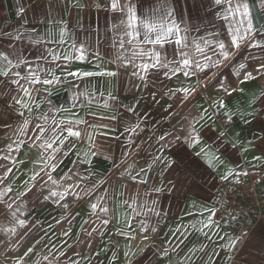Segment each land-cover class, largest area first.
Returning <instances> with one entry per match:
<instances>
[{
    "label": "crops",
    "instance_id": "obj_1",
    "mask_svg": "<svg viewBox=\"0 0 264 264\" xmlns=\"http://www.w3.org/2000/svg\"><path fill=\"white\" fill-rule=\"evenodd\" d=\"M109 2L0 0V32L13 35L22 32L38 42L25 40L15 45L27 65L22 64L13 71L26 73L27 67L31 66L44 70L38 72L41 80L51 78L47 75L51 71L64 81L52 85H28L21 80L20 84L31 91L30 100L19 86L11 83L16 79L14 76L10 74L0 79V157L11 155V160L0 159V166H3L0 167V175H4L8 167L13 169L7 180L0 184V190L5 187L13 189V193L5 198L9 200L15 193L31 188L22 198L24 214L17 212L18 219L26 220L24 228L12 219V210L5 203H0V264H18V261L20 264H50V261L52 264H264V222L256 224L242 241L238 240V228L234 224L216 226L212 223L219 184L226 180L225 176L227 179L234 176L228 175L229 171H256L263 179L264 192V74L257 71L264 63V48L242 46L234 63L225 62L218 69L210 68L190 78L181 73L167 79L151 71L145 87L144 82L132 74L139 71L138 68L133 65L123 67L114 62L118 54L123 52L125 57L130 58L131 52L119 47L123 29L116 26L125 19V14L112 11ZM247 2L251 7L254 28L257 29L256 39L264 43V35L260 34V30H264V7L261 0ZM124 3L138 4L140 14L144 15L150 13L156 0H121V4ZM168 3L176 10L174 18L181 25V35L187 29L193 60H202L203 57L194 51L192 42L202 46L205 41L213 45L224 42L226 47L231 43L229 21L223 19V4L216 5L214 0H168ZM21 8L23 13L19 11ZM61 28L67 29L64 43L55 42L59 39ZM12 44L15 42L4 36L0 39V50L12 51ZM74 45L84 48L83 60L75 58L79 53L72 51ZM131 47L125 45V49ZM158 50L171 57L175 52L174 40L167 43L166 49ZM53 52L59 59L52 58ZM205 52L213 55L211 49L206 48ZM65 54H71L73 58L65 61ZM138 63L139 60L135 61V64ZM239 63H244L246 68L239 69ZM105 70H118V75L82 76L85 72ZM69 71L79 72L81 77H66ZM246 71L252 72L254 78L244 80ZM73 83L80 87L74 88ZM180 87L196 90L187 99L183 98V93L171 97L165 95L169 89ZM225 87L231 90L230 95L223 90ZM79 91L94 93L93 102L89 104L84 97L74 101ZM109 93L117 99L109 100L105 109L103 101L108 99ZM20 98L32 108L31 113L16 104L15 99ZM221 100L224 107L220 108L217 104L213 108V102ZM130 107L135 109L134 113L127 111ZM204 109L208 110V114L196 125L201 142L191 147L184 146L200 165L195 175L198 187L189 191L193 180L191 173L183 169L173 173L164 169L163 165L153 163L155 139L164 134L172 141L173 147L165 148V156L171 160L169 152L177 150L174 138L187 136L192 119L199 117ZM21 112L23 115H20ZM42 114H48L50 118L55 116L57 120L78 118L86 121L75 126L83 129L81 138L68 137L57 154V168L51 175L58 181L59 187L53 186L50 181L45 183L49 169L41 172L35 182L30 179L34 172L40 170V156L47 155L39 147L43 138L35 139L38 132L35 126L45 125L43 120L37 119ZM113 115L118 119L108 118ZM25 120L29 121L27 135L18 136ZM133 122L141 124L138 134L120 130L122 126H134ZM221 133L224 135L221 136ZM64 136H67L66 132ZM18 139L24 143L17 151L9 153L8 146L15 148L13 141ZM130 140L135 143H130ZM92 142L95 147L91 150L98 155L87 157L92 161L91 165L80 163ZM233 143L236 147L232 146ZM217 145H220L218 150ZM201 147L214 151L223 163L212 159L211 152L208 157H196L195 153ZM129 151L132 155L125 157ZM208 160H211L212 166H209ZM133 162L135 170L142 167L146 170V175L142 173L141 178L147 183L134 182L126 173L121 177L123 169ZM74 173L85 177L81 187L85 183L88 186L97 184L90 198L76 199L69 194L59 204L54 202L55 198L44 200L49 189L63 191L76 183L79 178ZM89 173L93 175L89 176ZM69 175L72 179H67ZM181 181L182 184L178 183ZM154 186H162L166 190L156 194L152 192ZM173 186L179 190H167ZM105 188L109 191L103 206L110 211L107 214L98 210L94 212L91 204L100 203L97 198L104 195ZM71 191L79 189L72 188ZM133 198L137 200L138 207L147 201L155 212L143 207L139 208L143 214L135 215L125 203H130ZM153 200L155 205H152ZM20 203L17 200V204ZM65 203L68 208L62 207ZM156 212L159 215H155ZM209 217L211 224L204 227ZM103 219L110 222L103 225ZM126 221L131 223V228ZM249 222L246 220V224ZM142 224L148 231L143 230ZM8 227H16L17 234L3 231ZM152 228L156 231L152 232ZM233 240L238 241L234 249L230 247ZM29 248L33 251L25 257ZM61 252L64 255L53 260ZM45 255H49V261L43 259Z\"/></svg>",
    "mask_w": 264,
    "mask_h": 264
},
{
    "label": "snow or ice",
    "instance_id": "obj_2",
    "mask_svg": "<svg viewBox=\"0 0 264 264\" xmlns=\"http://www.w3.org/2000/svg\"><path fill=\"white\" fill-rule=\"evenodd\" d=\"M214 3L216 5L223 4L225 6L224 12H223V19L226 21H229L230 25V32H231V43L226 47L224 42H218L217 44L213 45L210 41H205L203 46L201 44L192 42L194 44V51L198 54H200L203 59H195L192 58V49L190 47V43L188 41L187 37V29L185 28L184 35H181V25L175 20L174 14H175V8L172 7L168 0H156V3L152 6L150 9L149 14L141 15L139 11V5H131L129 3L121 4V0H110L109 7L112 11H119L125 14V19H122L116 27L118 29L122 28V35L121 39L119 41V47L122 50L130 51L131 57H125L123 55V52L121 54H118L115 58V63L121 64L123 67H128L129 65H133L135 68H138L139 71H133L134 76H138V78L144 82V86L147 87V81L149 79V73L151 71L157 72L159 75H164L165 78L171 79L172 77L178 76L181 73L185 78H190L193 75H196L199 72H205L208 71L210 68H220L222 67L225 62L228 63H234L235 57L239 54V49L241 47H251V48H264V43H262L260 40L256 39L257 36V29L254 28L253 20H252V13H251V7L249 2L247 0H236V2H233V0H214ZM261 5L264 7V0H261ZM20 13L24 12V9L21 8ZM67 29L61 28L59 32V39L55 42L58 43H64V37ZM142 34V35H141ZM260 34L264 35V30H260ZM4 36H7L10 41H14L15 44L10 45L12 47V51H4L0 50V79L7 78L11 74L16 79H13L11 81L12 84L17 85L20 87L21 91L23 92L25 97H28L31 100V91L29 87H24L20 84V81H25L28 85H35L42 83L44 85H52V84H60L64 81L57 77L54 73L49 71L47 73L48 76L51 78H45L42 79L38 75V72L44 71L43 69H33L31 66H28L26 69V73H22L21 71H13L14 69H19L22 64L27 65V61L22 58V53H19L16 51L15 45L19 44L25 40H30L31 42H35L34 37H28L25 33L17 32L15 35L12 33H2L0 32V39H2ZM126 38V39H125ZM170 40H174L175 45V52L174 54L169 57L166 52L158 50V49H166L167 43ZM132 46L129 49H125V45ZM142 45H151L153 47H142ZM158 46V47H157ZM211 49L213 51V55H207L205 52V49ZM232 49H236L237 51H232ZM73 52L79 53L76 59L83 60L84 59V48L73 46L72 49ZM52 58L54 60L59 59V57H56L55 53L53 52ZM43 58V57H42ZM73 56L71 54H65L63 56V59L65 61H68L72 59ZM139 60L140 63L135 64V61ZM238 68L243 70L246 68V65L244 63H239ZM166 70V71H163ZM258 72L261 74H264V63L260 64V67L257 69ZM239 73H237L238 75ZM118 75L117 71H101V72H85L82 74L83 77H92V76H108V77H116ZM66 77H73V78H80L81 73L76 71H69L66 73ZM253 73L252 72H244V80L253 79ZM7 83V81H5ZM74 88H79L80 85L73 83ZM205 87L207 85L205 84ZM195 88H188V87H180L177 89H169L168 92L165 93V95L168 96H176L178 93H183V98L187 99L189 95H191L193 92H195ZM226 94H231V90L228 88L223 89ZM47 91V89H45ZM50 94V93H49ZM101 96L104 94L101 92ZM155 93H153V98H155ZM95 94L90 93L88 91H79L74 96V101L79 100L81 97H84L87 99V102L91 104L93 102ZM117 98L115 96H112L111 93L108 94V99H105L103 101V107L105 109L109 106V100L115 101ZM15 102L17 105L27 109L29 113H31L32 108L29 106L28 103H25V101L20 99H15ZM34 103V101H33ZM217 104L220 108L224 107L223 101H214L213 102V108L217 107ZM75 103L73 104V107H75ZM38 108L39 105H36ZM51 111V110H50ZM128 112H135L134 108H128ZM208 114V110L204 109L203 112L199 117H194L192 119V122L189 125V131L187 136L181 138L179 136L175 137L174 140L177 142L175 145L176 151L169 152V155L172 156L171 160L167 159V156H165V148L171 149L173 147L172 141H169L167 139V136L164 134L159 135L155 139V145H154V152L155 155L153 157V163H159L164 166V169L169 170L170 172H178L183 169L186 172L191 173L193 176V180L191 183V186L189 187V191H192L193 189L197 188L198 185L195 183V175H196V169L200 167L199 164H197L192 158L191 153L188 152L187 148H185V145H188L191 147L194 144H199L200 141V135L198 134L196 130V125L200 123ZM20 115H23L21 112ZM111 120H117L118 117L113 115L108 117ZM210 118V117H209ZM37 119L43 120L45 122V125L37 124L35 127L38 130L37 136L35 137L36 140H41V143L39 144V147L41 149H44V151L47 153V155H41L40 156V170L34 172V174L30 177V179L35 182L37 180V177L40 176L41 172H45L46 169H49L50 171L46 173L47 175V181L45 183L47 184L48 181L51 182L53 186L59 187L58 181L56 179H53L51 172H54L57 168V154L61 152L62 147L65 145L68 137L80 139L82 136L83 129H79L75 126L85 124L86 121L80 120V119H70V120H57L55 116L49 117L48 114H42L40 117H37ZM231 117H229V120ZM133 124H129L127 126H122L121 131L129 132V133H135L138 134L141 130V124L133 122ZM29 126V121L25 120L22 124V126L19 129L18 136H24L27 135V129ZM89 127H97L96 125H89ZM100 127L107 128L108 125H101ZM67 133V136H64V133ZM45 133H48L47 136H45ZM170 135V134H169ZM221 136L224 135V133L220 134ZM90 141L92 140V134H89ZM183 141L180 143V141ZM58 142V143H57ZM164 142V143H161ZM24 143L22 139H18L13 141V144L15 145V148H13L12 145L8 146L9 153H13L17 151L20 146ZM130 143H135L134 140H130ZM54 145H57L54 147ZM75 145H72L74 147ZM233 147H236V144H232ZM95 147L94 142L90 144L89 151L85 152L84 158L80 160V163H85L88 165H91V160H89L87 157L91 155L93 158L98 155V152L92 151L91 149ZM139 146H137L138 148ZM217 150L220 148V145L216 146ZM51 150V151H48ZM211 152L212 159L216 160L219 163H223L222 160H220L219 156L215 155V152L210 150L207 147H201L199 151L195 153L196 157L204 156L208 157ZM64 154H67L66 152ZM132 155V153L126 152L125 157ZM108 158V157H105ZM2 160H11V155L6 154L2 157H0ZM52 162V163H49ZM133 164H128L126 168L123 169V172L121 173V177L126 173L134 182L139 180L140 183H147L146 179H142L141 175L142 173L146 175V170L142 167L139 170H135ZM207 163L209 166H212L211 160H208ZM116 167H119V165H115ZM3 167V166H0ZM162 169V171L164 170ZM13 169L11 167L7 168V171L4 175H0V184H2L5 180H7L8 175L11 174ZM73 175L77 176L79 179L76 183L73 185H70L68 188H65L63 191H57L53 189H49L48 195L44 196V200H49L50 198H55V203L59 204L61 201H64L69 194L73 195L76 199H85L90 198L94 192L97 189V184L92 183L91 186H88L87 183H85L84 187H81V182L85 181V177H82L79 175V173H74ZM93 175V173H89V176ZM228 175H247V173H233L232 171H229ZM67 179H72V175H69ZM225 179H227V176H225ZM237 182H239L237 180ZM182 184L183 182H178ZM33 186H35L33 184ZM76 188L79 189V191L72 192L71 189ZM166 189L164 187H153L152 192L156 194H160L164 192ZM168 191L176 190L178 191L179 188H176L173 186L172 188L167 189ZM31 191V188H28L26 191L15 193L13 196L10 197L9 200H6V197H9L10 193H13V189L11 187H5L4 189L0 190V203H5L7 208L12 210L11 211V217L16 222V224L19 225L20 228L26 227V220L25 219H18L17 218V212H20L21 215H23L22 208L24 207L22 198L27 195V193ZM109 189H104V195L98 197V201L100 203H92L91 208L94 212L97 210L102 213H109L110 209L106 206H103V201L105 200V197L108 195ZM17 200H20L21 203L17 204ZM127 206L132 209V211L135 213V215L139 216L142 215L143 212L139 210V208L147 207L148 211L155 212L154 208L149 207L147 204V201H145L144 205L137 206V200L131 199V202L125 201ZM156 201H152V205H155ZM15 205V208H14ZM64 208H68V204L65 203L62 205ZM155 215H159L158 212L155 213ZM214 215V213H213ZM110 221L108 219H103L102 224L107 225ZM128 223V227L131 228L132 225L130 222L126 221ZM211 224V217H209V221L207 224L204 225V227H209ZM142 228L144 231H148L147 227L143 226ZM96 229H93L95 231ZM6 233H12L13 235L17 234V228L16 227H8L3 229ZM152 232L156 231V228L151 229ZM91 234V233H89ZM67 235V233H65ZM130 239H134L135 237H129ZM147 239V237H145ZM238 243L237 240H233L230 244V247L232 249L235 248L236 244ZM33 251L32 248H29L27 252L24 254L25 257ZM51 253V250H49ZM165 255H167V250L164 252ZM64 254L61 252L59 253V256L53 257V260H58L60 256H63ZM44 260L49 261L50 257L49 255H45L43 257ZM18 264L20 262L18 261ZM50 264L52 262L50 261ZM73 264H76V262H73Z\"/></svg>",
    "mask_w": 264,
    "mask_h": 264
},
{
    "label": "built area",
    "instance_id": "obj_3",
    "mask_svg": "<svg viewBox=\"0 0 264 264\" xmlns=\"http://www.w3.org/2000/svg\"><path fill=\"white\" fill-rule=\"evenodd\" d=\"M245 172L247 175H234L220 182L217 207L212 215V223L216 226H237L239 241L244 240L256 224L264 222L263 179L252 169L239 173ZM246 220L250 224H246Z\"/></svg>",
    "mask_w": 264,
    "mask_h": 264
}]
</instances>
